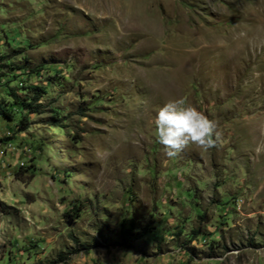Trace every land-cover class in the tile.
<instances>
[{
	"label": "rangeland",
	"instance_id": "374dc122",
	"mask_svg": "<svg viewBox=\"0 0 264 264\" xmlns=\"http://www.w3.org/2000/svg\"><path fill=\"white\" fill-rule=\"evenodd\" d=\"M181 97L219 136L170 159ZM0 105V264H264V0H0Z\"/></svg>",
	"mask_w": 264,
	"mask_h": 264
},
{
	"label": "clouds",
	"instance_id": "9594fccd",
	"mask_svg": "<svg viewBox=\"0 0 264 264\" xmlns=\"http://www.w3.org/2000/svg\"><path fill=\"white\" fill-rule=\"evenodd\" d=\"M155 139L167 158H175L189 144L208 149L219 136L217 124L183 97L170 100L158 109L154 117ZM264 144H257V153Z\"/></svg>",
	"mask_w": 264,
	"mask_h": 264
},
{
	"label": "trees",
	"instance_id": "16d2710c",
	"mask_svg": "<svg viewBox=\"0 0 264 264\" xmlns=\"http://www.w3.org/2000/svg\"><path fill=\"white\" fill-rule=\"evenodd\" d=\"M53 67H49V70L51 71ZM43 69V67H40L38 70ZM38 72L37 70L33 71ZM39 73V72H38ZM46 94V91L44 89H36L35 91L33 90V96L29 99H27V103L22 104V111H21V116L18 122V127L16 128V130L18 132H25L29 129L30 127V119L29 117H27L29 114H37L39 111V105H35L37 104L40 99ZM1 106V105H0ZM13 109H6V110H1L0 111V116L5 118L7 121H12L13 119ZM27 116H26V115ZM204 218V217H202ZM134 223H122L121 227H120V235H121V240L123 242V246L125 248L130 249L134 243L138 240H140L141 238H145L147 235H149L150 233H154V229L150 228V227H146L142 232H135L133 229L134 228ZM154 228V227H153ZM101 235H103L101 233ZM155 240L160 239V237L158 236H154Z\"/></svg>",
	"mask_w": 264,
	"mask_h": 264
},
{
	"label": "built area",
	"instance_id": "2783aa9c",
	"mask_svg": "<svg viewBox=\"0 0 264 264\" xmlns=\"http://www.w3.org/2000/svg\"><path fill=\"white\" fill-rule=\"evenodd\" d=\"M13 135V131L10 129V130H8L7 131V133H6V135L5 136H7V138L8 137H10V136H12ZM2 139H3V135H0V170L2 169V168H5V167H2V163L4 162V160H5V158H6V156H7V154L10 152V151H14V150H16V148L15 147H13V145H11V143H4L3 141H2ZM1 177V176H0Z\"/></svg>",
	"mask_w": 264,
	"mask_h": 264
},
{
	"label": "crops",
	"instance_id": "0c3cea01",
	"mask_svg": "<svg viewBox=\"0 0 264 264\" xmlns=\"http://www.w3.org/2000/svg\"><path fill=\"white\" fill-rule=\"evenodd\" d=\"M2 131L4 132L5 130H4V129H2ZM0 135H2V134H0Z\"/></svg>",
	"mask_w": 264,
	"mask_h": 264
}]
</instances>
